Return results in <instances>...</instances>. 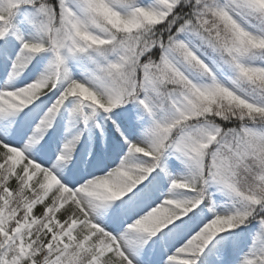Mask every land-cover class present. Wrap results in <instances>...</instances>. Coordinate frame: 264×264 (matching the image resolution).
I'll return each instance as SVG.
<instances>
[{
	"label": "snow or ice",
	"instance_id": "snow-or-ice-1",
	"mask_svg": "<svg viewBox=\"0 0 264 264\" xmlns=\"http://www.w3.org/2000/svg\"><path fill=\"white\" fill-rule=\"evenodd\" d=\"M0 264H264V0H0Z\"/></svg>",
	"mask_w": 264,
	"mask_h": 264
}]
</instances>
